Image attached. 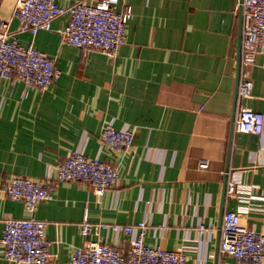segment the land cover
<instances>
[{
  "label": "crops",
  "instance_id": "obj_1",
  "mask_svg": "<svg viewBox=\"0 0 264 264\" xmlns=\"http://www.w3.org/2000/svg\"><path fill=\"white\" fill-rule=\"evenodd\" d=\"M75 1L56 0L65 7ZM240 1L120 0L132 17L112 57L62 41L68 12L33 33L12 17L16 0H0V22L9 21L20 43L53 56L58 69L44 89L0 76V240L6 218L30 215L2 186L14 174L43 178L50 165L53 196L33 215L47 221L53 256L30 264H67L87 239L126 252L142 220L148 245L186 246L188 264L232 260L218 252L226 209L264 231V131H233L238 104L264 113V53L249 66L251 94L234 104ZM108 123L132 128L135 148L105 145L100 134ZM73 149L116 165V185L98 193L87 182L57 180L54 164ZM226 175L238 186L232 196L224 192ZM86 214L108 225L85 236ZM115 223L134 227L125 233ZM0 264L24 263L6 259L0 241Z\"/></svg>",
  "mask_w": 264,
  "mask_h": 264
},
{
  "label": "built area",
  "instance_id": "obj_2",
  "mask_svg": "<svg viewBox=\"0 0 264 264\" xmlns=\"http://www.w3.org/2000/svg\"><path fill=\"white\" fill-rule=\"evenodd\" d=\"M120 0H76L68 6L56 0H16L12 17L19 20L21 30L33 33L39 29H52L53 20L69 13L67 24L62 30V41L84 51L99 50L115 56L125 41L127 25L132 17V7L119 6ZM241 54L237 103L251 94L252 79L249 66L255 63L259 53H264V0H241ZM58 74L56 60L32 43L24 45L12 36L9 21L0 22V76L18 79L26 86L47 88ZM234 132L261 134L264 131V113L252 107L237 105L233 119ZM102 142L111 148H135V132L124 126L116 128L105 124L100 134ZM207 166V162H201ZM52 166L43 178L29 175H12L2 186L11 198L21 200L30 213L27 217L6 218L1 237L3 255L19 263H45L53 253L51 241L46 238L47 221L33 215L40 202L52 198L54 187ZM57 180H80L90 183L98 193L116 185L119 169L116 165L98 157L88 156L78 149L70 150L62 160L54 164ZM238 191L236 182L228 180L225 194L232 196ZM93 224L85 215L81 231L87 236L95 228L107 226ZM113 230L131 233L132 224H111ZM136 238L131 240L126 252L99 239H87L74 248L67 264H188V248L180 246L168 249L148 245L144 240L147 223L142 220ZM207 230L201 226L199 231ZM215 231L216 229H212ZM218 252L228 254L231 261L218 264L264 263V231L249 228L241 222V213L226 209L219 227Z\"/></svg>",
  "mask_w": 264,
  "mask_h": 264
},
{
  "label": "water",
  "instance_id": "obj_3",
  "mask_svg": "<svg viewBox=\"0 0 264 264\" xmlns=\"http://www.w3.org/2000/svg\"><path fill=\"white\" fill-rule=\"evenodd\" d=\"M241 21H242V17H241V12H240V27H241ZM240 54H241V35H240V43H239V54H238V63H237V81H236V89H235V95H234V104L236 103L237 100V90H238V82H239V68H240ZM233 119H234V114H233ZM226 183H227V175L225 178V189H226ZM224 189V192H225Z\"/></svg>",
  "mask_w": 264,
  "mask_h": 264
}]
</instances>
